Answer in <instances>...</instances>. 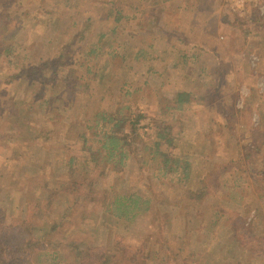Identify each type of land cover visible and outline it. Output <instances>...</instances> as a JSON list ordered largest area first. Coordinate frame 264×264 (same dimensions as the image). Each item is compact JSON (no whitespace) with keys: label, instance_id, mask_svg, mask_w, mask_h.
Returning <instances> with one entry per match:
<instances>
[{"label":"rangeland","instance_id":"374dc122","mask_svg":"<svg viewBox=\"0 0 264 264\" xmlns=\"http://www.w3.org/2000/svg\"><path fill=\"white\" fill-rule=\"evenodd\" d=\"M193 1L167 0L160 15L153 14L152 0H120L116 8H120L126 17L116 31L106 36V41H102L105 53L101 50L95 61L90 60L91 56H80V53L88 51L91 44L98 41L100 33L110 32L109 23L114 21V16L110 19L105 17L110 12L107 7L110 8L111 4L105 5V2L99 0H8L5 1L10 7L8 10L5 2V5L0 3V17H16L19 32L11 40L16 44L17 51L25 48L31 63L36 64L41 57L46 59L57 54L56 51L60 53L59 49L63 48L61 54H64L66 62L65 68L60 69L54 77L47 76L48 72L42 76L43 73L36 72L39 66L31 64V68L27 61L18 63V67L9 64L7 57L2 56L5 43H0L2 227L9 225L12 219L20 221L29 206L39 198L38 185L34 181L29 182L31 178L40 183L41 174L54 188L63 182V170L58 171L62 160L59 157L62 154L69 155L79 148L72 139H66V144L60 147L63 130H68L65 135L67 138L76 137L80 132L76 129L82 126L78 120L86 112L85 107L90 105L93 109L100 100H103L104 106L118 103L122 83H114L119 88L107 92L108 84L115 78L117 71V68L110 65L108 58L104 59L108 55V43L114 46L110 48L111 51L123 53L125 47L122 46L128 44L135 47V50L143 46L148 53L158 56L152 61L150 54L147 55L149 60L142 58L138 62L133 61L136 78H129L130 86L125 87L132 89L137 84L143 86V90L132 98V95L126 96L125 91L121 92L125 99L131 98L137 107H150L154 103L152 101L157 100L161 94L179 89L193 90L201 95L215 90L219 94L218 98L212 94L207 100L209 103L193 104L184 112L182 124L187 137L200 143L203 146L200 151L206 152L207 156L200 157L201 160L193 164L183 184L178 182L169 185L161 182L156 189L160 194L157 202L153 201L151 193H142L145 198L152 199L150 210L133 222L113 216L117 223L110 226L112 234L105 232L103 235H95V224L104 222L106 216L87 218V222L77 219L92 208L89 199L56 197L50 212L37 209L34 224L38 230L40 226V230L46 225L52 228L58 226L53 235L59 237V243L45 253L39 250L31 255V264H44L46 259L47 264L64 262L70 257L69 243L85 248L94 245L96 248L105 240L108 243L115 239L145 252L181 246L184 249L182 257L189 255L191 264H197L193 259L200 260V264H263L262 255L253 257L240 244L226 258L227 246L221 248V243L232 242V230L247 227L264 233V194L259 196L256 190L258 187L248 174L240 175L233 170L235 166L226 168L223 172L227 177H221L220 185H216L219 184L218 180L216 189L197 203L180 197L179 191L183 187H197L204 170L212 166L213 162L222 165V162L227 161L229 156L226 157V153L233 152L232 142L230 148L225 147L229 140L238 138L239 143L251 142L255 145V155H252L255 158L264 156V0L258 8H251L252 11L244 17L219 5L215 7L212 0H206V3L198 5L199 8L195 7ZM104 10L106 13L101 15ZM81 29L83 32L80 33ZM182 38L187 40L185 44ZM189 50L203 55L184 70L179 65L180 56L182 51ZM16 54L14 51L11 56ZM88 66L93 73L90 74L91 85L86 89L79 84L81 77L87 74ZM192 66L193 70L188 72ZM24 67L30 70H26L20 77L12 78V74ZM162 72L165 73L160 75ZM201 76H204L203 80ZM161 84L164 92L158 93L156 89ZM83 90L85 94L93 93V96L82 98L76 94V91ZM59 94H62L59 99L45 103L47 98ZM71 123L73 130L67 128ZM152 123L150 116L142 119L140 130L146 131ZM244 156H247L243 160L247 167L248 155ZM9 158L16 161L9 162ZM236 162L239 161L236 159ZM234 163L229 159L227 165ZM239 164L236 163V166ZM17 165L18 171L13 172L11 167ZM153 168H157L156 164H153ZM107 173L111 177L110 171ZM143 184L144 181L139 178L129 184H121L118 189L126 191L130 187L141 188ZM101 185L106 186V183L102 182ZM52 195L50 193L48 197ZM200 205L202 210H198L195 216L194 209ZM203 205L211 208L220 205L225 209L217 227L212 228L206 223L205 220L213 215V209H204ZM63 213H67L68 218L58 225L57 219L61 220ZM3 234L8 236L9 233ZM125 253L120 248L117 258H124Z\"/></svg>","mask_w":264,"mask_h":264},{"label":"trees","instance_id":"16d2710c","mask_svg":"<svg viewBox=\"0 0 264 264\" xmlns=\"http://www.w3.org/2000/svg\"><path fill=\"white\" fill-rule=\"evenodd\" d=\"M5 1L8 0H0V3L5 5ZM99 1L105 2L103 3L105 5H112L110 8L109 6L107 7L108 10L110 9V12L105 19H110L113 15L114 21L108 22L110 32L100 33L98 41L92 43L88 51L80 53V56H91V61H95L98 58L101 50L105 53L102 41H106L105 37L110 33H114L118 25L126 17L122 14L120 8H116V4L120 0ZM152 1L153 14L161 15L164 2L167 0ZM206 2V0H194L193 4L199 8L198 5ZM214 6L218 7L215 3ZM137 9L141 11V8L138 7ZM8 10H10L9 5ZM105 13L106 10L101 15ZM12 15L14 16V14ZM236 19L239 20L238 18ZM16 26V17L10 19H7L6 16L0 17V43L2 41V43H5L2 56L7 57L9 64H14V66L18 67V63L27 61L30 63L29 67L31 68H33L31 64L39 66L36 72L39 74L43 73L42 76H45L46 72H48L47 76L50 78L54 77L58 71L60 72V69L65 68V57L63 58L64 54H61L63 48L59 49L60 53L56 51L57 54L55 55H50L46 59L41 57L36 64L31 63L28 58V51L25 48L17 51L16 44L11 40L19 32ZM81 32H83L82 29L80 30ZM254 34L257 35L256 32ZM186 42L187 40L183 39V43L185 44ZM192 46L196 45L192 44ZM113 47L111 42L108 43V48H106L108 55L104 59L107 60L108 58L111 61L110 65L117 68L115 78L108 84L109 88H107V92L119 88L117 85H113L114 83H122L119 88L120 98L118 99V103L104 106L102 104L103 100H100L98 106L93 109L90 108V105L85 107L86 112L78 120L82 122V126L81 128H75L76 131H80L76 137L67 138L65 135L68 130H63V138L60 140L62 145L60 147L66 144V139H72L74 144L79 147L75 149V152L64 156L62 154L59 157L62 160L58 165V171L63 170L62 174L65 178L55 188L41 174L40 177L42 178H39L40 183L37 179H30L29 182L34 181L38 185L37 192L39 194L37 196L39 198L29 206L26 215L20 217V221L17 218L12 219L11 223L6 227H2L0 224V264H31V255L39 250L45 253L50 247L57 246L59 237L55 238L53 233L54 229L58 226L52 228L46 225L42 230H40V226L38 230L34 224L36 220L35 214L38 212L37 209L50 212L53 210L50 207L55 202L56 197L70 196L80 200L89 199L88 201L92 208L86 209V213L77 219L87 222V218L99 219L98 217L102 218V216H106L103 219L104 222L100 221V223L96 222L95 224V235H103L105 232L109 233L112 228L110 226H114L117 223L114 219L115 217L116 219L133 222L140 215L150 210L152 199L145 198L142 193H151L153 201L157 202L160 194L156 189L161 182L169 185H175L178 182L183 184L189 177L193 164L201 160L200 157L207 156L206 152L200 151L201 147H203L200 143L187 137L182 123L186 109L193 104L209 103L207 100L211 98L212 94H215L217 98L219 97L218 92L213 90L210 94L201 95L196 94L193 90L179 89L161 94L157 100L152 101L154 103L150 107H146L145 105L137 107L131 98L138 91L141 92L143 86L139 87L136 84L138 88L132 86L133 90L131 87L127 88L125 86H130L129 78H136L134 75L136 70L134 62H138L142 58L149 60L147 55L150 52L148 53L143 46H139L135 50V47L125 44L122 46L125 47L123 48L124 52L120 53L118 50L111 51L110 48ZM153 47L152 45L151 48ZM14 51L17 54L11 56L14 54ZM150 55V61L158 58V56H153L152 53ZM202 55L201 52L182 51L179 65L185 70L192 62L198 61V57H202ZM77 62H79L78 59ZM26 70L30 69L26 67L21 68L17 73L12 74V78L22 76ZM192 70L193 66L188 72ZM86 71L87 74L84 78L81 77L79 86L88 89L92 82L90 74L93 71L89 66L86 67ZM149 72H151V69L148 70ZM140 73L143 74V71ZM164 73L162 72L160 75ZM201 79L203 80L204 76H201ZM203 85L206 84L203 83ZM121 91H125L126 96L132 95L131 98L125 99ZM156 91L158 93L164 92L163 84ZM62 94H59L57 97L47 98L45 103L59 99ZM72 94L75 93L72 92ZM76 94H80L82 98L86 96L91 98L93 96V93L90 92L85 94L84 90L81 92L76 91ZM56 109L59 111L60 108L57 107ZM148 116L153 120V123L150 124L146 131L142 132L139 123ZM67 128L73 130V123L68 124ZM237 139L227 141L226 148L230 146V142L233 143V148L231 145L233 152L226 153V157L229 156L227 161L222 162V165L213 162L212 166L204 170L200 178V184L195 188L183 187L179 191L180 197L186 198L191 203L201 202L220 185L221 177H227L223 171L228 167L233 168L234 166L233 170L238 171L240 175L245 173L251 177L253 183L258 187L256 190L260 197L262 193L264 194V156L259 155L255 158L252 155L254 154L255 145L251 142L247 144L239 143ZM246 149L247 152H245ZM244 154L248 155L249 162H247V167H245L243 161L247 158ZM20 159L21 161L23 160L22 157ZM229 159L235 162L234 165H227ZM236 159L239 162H236ZM12 161H16V159L12 160L9 158V162ZM236 163L240 164L236 166ZM153 164H156L157 168H153ZM11 169L13 172H17L19 165L11 167ZM107 171H110L111 177ZM139 178L144 181V186L141 188L133 189L130 187L126 191L118 189L121 184H129L134 179ZM218 180L219 184H216ZM102 182H105L106 186L101 185ZM50 193H53V195L48 197ZM42 197H44L43 200L41 199ZM70 207L71 205L68 207V213ZM201 207L200 205L194 209L195 216L198 210H202ZM203 207L204 209H213L211 212L213 215H210L211 217L205 221L210 227H217L219 221L222 220V216L225 214V209L220 205H216L214 208L207 207L206 205H203ZM67 218V213H63L61 217L62 221L57 219L58 225L61 222L63 223ZM254 231L257 230H250L247 227L240 230H232V242L230 244L221 243V248L227 246L224 258L236 250L239 244L241 248L244 247V251L249 250L253 257L255 255H262L264 257V233L259 231L256 233ZM3 232L9 233L8 236H4ZM120 241L119 239H115L107 243V240H105L96 245V248H94V245H91L90 248H85L76 243H69L68 255L70 257L64 262L57 261L51 262V264H191L192 262L191 258L188 257L189 255L182 257L184 249L181 246L172 247L171 249L162 247L159 250L145 252L142 249L135 250ZM120 248L126 252L124 258H117V252H120ZM214 253L217 255V250L214 249ZM190 256H195V254H191ZM195 261L193 259L194 263H201L200 260ZM261 263L264 264L263 259ZM44 264H47V259L44 261Z\"/></svg>","mask_w":264,"mask_h":264},{"label":"built area","instance_id":"2783aa9c","mask_svg":"<svg viewBox=\"0 0 264 264\" xmlns=\"http://www.w3.org/2000/svg\"><path fill=\"white\" fill-rule=\"evenodd\" d=\"M217 5L241 17L247 15L251 8H258L262 0H212Z\"/></svg>","mask_w":264,"mask_h":264}]
</instances>
